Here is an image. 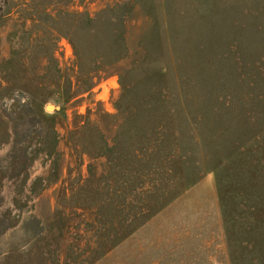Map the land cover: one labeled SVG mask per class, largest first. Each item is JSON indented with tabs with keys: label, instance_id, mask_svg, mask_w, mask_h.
Returning <instances> with one entry per match:
<instances>
[{
	"label": "rangeland",
	"instance_id": "rangeland-1",
	"mask_svg": "<svg viewBox=\"0 0 264 264\" xmlns=\"http://www.w3.org/2000/svg\"><path fill=\"white\" fill-rule=\"evenodd\" d=\"M0 264H264V0H0Z\"/></svg>",
	"mask_w": 264,
	"mask_h": 264
},
{
	"label": "water",
	"instance_id": "water-1",
	"mask_svg": "<svg viewBox=\"0 0 264 264\" xmlns=\"http://www.w3.org/2000/svg\"><path fill=\"white\" fill-rule=\"evenodd\" d=\"M51 107H52V108H51ZM53 108H54L53 105H48V106H47V109H48V110H53Z\"/></svg>",
	"mask_w": 264,
	"mask_h": 264
},
{
	"label": "bare ground",
	"instance_id": "bare-ground-1",
	"mask_svg": "<svg viewBox=\"0 0 264 264\" xmlns=\"http://www.w3.org/2000/svg\"><path fill=\"white\" fill-rule=\"evenodd\" d=\"M52 108V107H51Z\"/></svg>",
	"mask_w": 264,
	"mask_h": 264
}]
</instances>
